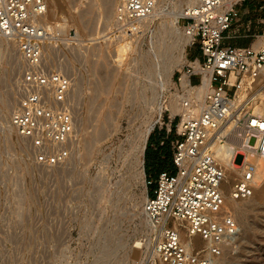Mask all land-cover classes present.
Masks as SVG:
<instances>
[{
	"label": "rangeland",
	"instance_id": "1",
	"mask_svg": "<svg viewBox=\"0 0 264 264\" xmlns=\"http://www.w3.org/2000/svg\"><path fill=\"white\" fill-rule=\"evenodd\" d=\"M173 1H159L132 51L123 54L115 50V13L107 21L105 0H50L46 18L52 32L47 46L51 43L52 51L46 54L47 64L73 81L69 100L76 129L61 164H46L11 126V116L24 97V63L6 58L0 65V264H159L152 255L159 230L152 231L143 209L156 185H147L146 149L141 165L135 143L146 122L157 119L158 108L163 123L180 113L171 109L180 72L199 57L197 46L182 41V22L179 36L167 34L159 40V32L174 16ZM243 3L245 14L226 33L225 43L253 47L263 39L264 0ZM90 4L95 27L75 38L71 17ZM104 33L112 39L106 41ZM95 36L99 44L91 45ZM248 90L253 102L258 101L264 77L251 82ZM261 169L263 187L264 166ZM262 187L253 197L238 201L259 205L243 222L236 217L240 241L226 249L223 264H264ZM205 247L199 239L192 250L203 255Z\"/></svg>",
	"mask_w": 264,
	"mask_h": 264
},
{
	"label": "built area",
	"instance_id": "2",
	"mask_svg": "<svg viewBox=\"0 0 264 264\" xmlns=\"http://www.w3.org/2000/svg\"><path fill=\"white\" fill-rule=\"evenodd\" d=\"M158 1L119 0L114 37L135 42ZM187 1L179 23L200 57L183 73L190 87L205 85L207 90H192L182 101L184 113L169 116L176 121L178 136L171 142L175 170L159 174L144 212L160 232L153 245L159 264H223L226 249L241 235L229 201L254 195L259 163L264 161V114L251 107L248 90L250 82L264 77V42L258 49L225 43L226 33L242 19L240 5L245 0ZM47 7V0H0V38L18 46L24 63V97L11 125L39 158L54 166L65 159L64 147L74 139L76 126L69 100L72 78L47 64V30L41 24ZM262 24L264 40V19ZM176 221L205 243L203 255L182 243Z\"/></svg>",
	"mask_w": 264,
	"mask_h": 264
},
{
	"label": "bare ground",
	"instance_id": "3",
	"mask_svg": "<svg viewBox=\"0 0 264 264\" xmlns=\"http://www.w3.org/2000/svg\"><path fill=\"white\" fill-rule=\"evenodd\" d=\"M160 1V0H159ZM159 1H158V4H157V7L154 11V13L146 20L149 21L150 18L156 13L157 9H158V5H159ZM49 2L50 0H47V4L49 5ZM117 3H119V0H105V12H106V18H107V21L108 20H112L113 18V14L115 13V10H116V5ZM52 4V3H51ZM92 4H90L89 6H87L86 8L82 9V10H79L76 14H74L72 17H71V21L73 23V25L76 27V31H75V38L76 37H79L80 36V31H87L89 32V30L92 28L91 26H94L92 23V19H91V13H92V8L93 6H91ZM186 6H189V2L187 0H174L173 1V4H172V8L173 10L175 11L174 13V16L172 17L171 21L168 23L169 26L166 27L165 30L162 29V31H158L159 32V40H162L163 37H165L167 34H171V35H177L179 36L180 32H181V26L179 24V19L181 18L182 14H183V11L185 9ZM50 8V6H48ZM48 7H47V12L48 11ZM47 13L46 15L44 16L43 18V21H41V24L43 26H45L46 30H47V34H50L52 32V26L49 25V22L47 21ZM105 18V19H106ZM145 22V23H146ZM111 24V23H110ZM148 24V22L146 23ZM145 25V24H144ZM95 27V26H94ZM105 30V29H104ZM183 30L185 32V37L182 38V41L184 40H188V41H191V37L189 35H187L186 33V30L185 28L183 27ZM92 31V29H91ZM90 31V32H91ZM143 32H144V27H143ZM143 32L141 34H143ZM99 34V33H98ZM108 34H103V37H106ZM96 37V36H95ZM91 38L90 41H93V43L91 42V45H96V44H99L98 43V39L99 37H96V38ZM157 37V38H158ZM102 38V36H101ZM115 38V37H114ZM112 39V37L108 36V38L106 37V41H110ZM116 45L117 47L115 48V50L117 51H121L123 54H126L130 51H132V49L134 48V42H125L123 39L121 38H116ZM47 40H48V35H47V39H46V45H45V53L46 54H50L49 51H52L51 50V43L50 45L47 46ZM97 41V42H96ZM105 41V42H106ZM264 40L263 39H258L257 41L254 42L253 44V48L255 49H258L262 44H263ZM108 43V42H107ZM107 45V44H106ZM114 45H115V42H114ZM53 47V46H52ZM97 48V47H95ZM93 48V49H95ZM100 48V47H99ZM97 48V49H99ZM55 49V48H54ZM92 49V50H93ZM95 51V50H93ZM92 51V52H93ZM98 51V50H97ZM100 51V50H99ZM116 52V51H115ZM90 53V51H89ZM95 54V53H94ZM99 54V53H98ZM97 54V55H98ZM79 55V54H78ZM128 55V54H127ZM81 56V54H80ZM13 60L14 62L16 61V63H20L21 65V62H23L22 60V55L21 53L19 52V49H18V46L11 42L8 38H5V37H1L0 38V65L4 62V60ZM8 62V61H6ZM10 64V62L8 63ZM12 64H14L12 62ZM17 65V64H16ZM17 67V66H16ZM20 67V66H18ZM21 68V67H20ZM113 71V70H112ZM173 71V70H172ZM172 75H173V72H171L169 74V77H168V82L170 84H172ZM182 78V81H181V88H179L178 86L175 88V92H176V100L173 101L171 103V109L173 112H180L179 114H183L184 113V108L182 106V101L187 98V97H191L192 96V90H198L200 93H205L206 90H207V87L205 85H201V86H195V85H189V80H188V76L186 74H182L181 76ZM259 80V79H258ZM261 80V79H260ZM256 81V80H255ZM107 82V81H106ZM254 82V81H252ZM251 83V82H250ZM108 84V83H107ZM97 87V86H96ZM99 87V86H98ZM105 87V86H104ZM153 88V87H152ZM102 89V88H100ZM104 89V88H103ZM135 89V88H134ZM150 89V88H149ZM107 90V89H106ZM143 90V89H142ZM100 91V90H99ZM98 92V94H100V92ZM133 91V90H132ZM154 91V89H153ZM96 92V91H95ZM105 92V91H104ZM135 90L133 91V94L135 95ZM142 92V91H141ZM102 93V92H101ZM143 93V92H142ZM155 93V92H154ZM257 93V92H256ZM264 93V92H263ZM262 93V95H260L258 98V101H255L251 102V107L254 109V111L256 113H262L264 114V94ZM133 95V101L135 102V96ZM141 95V94H140ZM132 96V95H131ZM161 96V95H160ZM155 97V95L153 96V98ZM127 98V97H126ZM132 98V97H131ZM141 98V97H140ZM143 98V97H142ZM141 98V99H142ZM146 100V98H144ZM126 100V99H125ZM143 101V99L141 100ZM139 104V103H138ZM148 104V103H147ZM161 107V106H159ZM92 108V106H91ZM94 108V106H93ZM160 109V110H159ZM93 110V109H92ZM123 109H120V112H123L122 111ZM159 110V114H158V117L157 119H153L151 121H147L146 123H148L146 129L144 131H142L141 133L138 134V140L136 141V147L135 149L137 150V160L140 162L141 165H143L144 163V160H143V154H144V151L146 149V146H147V141H148V138H149V135L150 133L153 131L154 127L157 125V124H162L163 123V116H162V108H158ZM11 124V122H10ZM12 126V125H11ZM119 127L116 123H114V131H118ZM102 130V129H100ZM99 131V130H98ZM96 132L95 133L97 135H99L100 133H102V131H99V132ZM104 134V133H103ZM94 135V134H93ZM19 136V134H18ZM95 136V135H94ZM93 136V137H94ZM103 136V135H102ZM21 137V136H19ZM101 137V136H100ZM96 138H93V140H95ZM100 139V138H99ZM25 142V141H24ZM92 143V141H90ZM99 142V141H97ZM90 143V144H91ZM88 145V144H87ZM89 147V146H88ZM91 147V145H90ZM219 152H221V154H224L225 153V149L222 148ZM262 166H264V161H261L259 163V169H258V183H257V186L255 189V192H254V195H256L257 191L258 190H261L260 187H262V185L260 186V175H261V168ZM144 168V167H143ZM143 168L141 169V173L143 174ZM146 182V181H145ZM259 186V188H258ZM264 187V186H263ZM262 187V188H263ZM253 195V196H254ZM252 196V197H253ZM231 207L233 208L234 212L236 213V217L237 219L239 220V222H243L246 218H248V214L249 212H251L252 210H256L258 207L259 204H254L252 206H245V205H239L237 201H229ZM144 209V208H143ZM145 213V212H144ZM146 215V214H145ZM147 217V216H146ZM147 220L150 222L149 218L147 217ZM175 227L178 229L179 233H180V238H181V241L182 243L191 251H193L192 249L195 248V246H197L199 244V238H196V237H192L189 235V233L187 232V228H186V224L184 222H179V221H176L175 222ZM241 228V227H240ZM155 229H157L156 226H154L152 224V231H155ZM160 233V232H159ZM159 237V235H158ZM241 237V235H240ZM240 241V239H239ZM238 241V242H239ZM237 242V243H238ZM236 243V244H237ZM229 248H232V247H229ZM228 248V249H229ZM227 249V250H228ZM153 257H156V254L153 253L152 254ZM224 258V257H223Z\"/></svg>",
	"mask_w": 264,
	"mask_h": 264
},
{
	"label": "crops",
	"instance_id": "4",
	"mask_svg": "<svg viewBox=\"0 0 264 264\" xmlns=\"http://www.w3.org/2000/svg\"><path fill=\"white\" fill-rule=\"evenodd\" d=\"M246 1V0H245ZM244 3L240 5V10L242 9V14H245ZM228 36L226 35V38ZM200 57V52H199ZM175 122H171L169 119L167 123H163L158 130H155L149 138L148 146L145 151V171L149 181H152L156 185V181L160 173L173 172V151L172 144L173 140L178 139L174 131ZM171 128V132L168 130ZM149 153V155H148ZM165 161L164 164L161 162ZM156 187V186H155Z\"/></svg>",
	"mask_w": 264,
	"mask_h": 264
},
{
	"label": "trees",
	"instance_id": "5",
	"mask_svg": "<svg viewBox=\"0 0 264 264\" xmlns=\"http://www.w3.org/2000/svg\"><path fill=\"white\" fill-rule=\"evenodd\" d=\"M164 163H165V161L161 162V164H164ZM151 185H154V184L152 183ZM154 190H155V188H154ZM154 190H153V193H154ZM153 193L151 194V196L153 195Z\"/></svg>",
	"mask_w": 264,
	"mask_h": 264
}]
</instances>
